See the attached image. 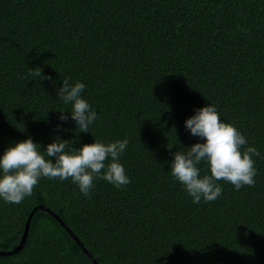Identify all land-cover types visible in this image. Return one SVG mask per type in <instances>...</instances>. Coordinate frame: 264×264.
<instances>
[{"label":"trees","instance_id":"obj_1","mask_svg":"<svg viewBox=\"0 0 264 264\" xmlns=\"http://www.w3.org/2000/svg\"><path fill=\"white\" fill-rule=\"evenodd\" d=\"M68 77L97 113L88 133L60 112L71 111L57 96ZM209 105L260 157L254 187L220 181L216 201L194 204L170 165L204 143L185 121ZM28 138L45 158L56 139L68 151L127 139L119 163L131 182L97 179L88 198L41 178L22 203L0 199V252L42 205L99 264H264V0H0V157ZM0 264L92 263L38 210L22 250Z\"/></svg>","mask_w":264,"mask_h":264},{"label":"clouds","instance_id":"obj_2","mask_svg":"<svg viewBox=\"0 0 264 264\" xmlns=\"http://www.w3.org/2000/svg\"><path fill=\"white\" fill-rule=\"evenodd\" d=\"M36 69L33 72L36 77L51 79L43 76L40 68ZM70 80L71 77L63 80L57 96L65 105L71 104V111L60 112H71V119L80 133H88L89 127L98 119L97 113L81 98L85 84L76 82L73 85ZM59 119L67 121L68 116L62 114ZM185 128L204 143L194 144L187 153L176 152L170 169L171 176L183 186L194 204L201 200L204 203L216 201L223 194L220 181L231 184L236 191L255 186L257 169L253 157H260V152L251 146L241 151L248 143L247 139L232 124L221 121L214 105L196 110L195 115L185 121ZM128 144L127 139L107 144L95 141L79 150L68 151L69 141L56 139L43 152L48 157L45 158L40 146L31 138L16 143L0 157V199L8 204L22 203L33 195L41 178L71 180L88 198L97 179L117 189L125 188L131 181L119 158ZM168 148L171 150L172 146L168 145ZM50 157H54L55 162ZM109 158L111 162H107ZM201 162H206L210 170V175L202 178L198 167Z\"/></svg>","mask_w":264,"mask_h":264},{"label":"water","instance_id":"obj_3","mask_svg":"<svg viewBox=\"0 0 264 264\" xmlns=\"http://www.w3.org/2000/svg\"><path fill=\"white\" fill-rule=\"evenodd\" d=\"M38 210H41V211H44L46 213H48L49 215H51L55 220H57L59 222V224L61 225V227L67 231V233L69 234V236L77 242V244L79 245V247L81 248V250L83 251V253L89 258L91 259V261L96 264V262L92 259V257L90 256V254L88 253V251L85 249V247L77 240L76 236L72 233V231L70 229H68V227L59 219V217L54 214V212H52L50 209H48L47 207L45 206H37L35 208H33L31 210V212L29 213L28 217H27V220H26V223H25V226H24V231H23V234H22V237H21V240L18 244L17 247H15L13 250L9 251V252H0V255H3V256H9V255H12V254H16L18 253L20 250H22V248L24 247L25 243H26V239H27V236H28V232H29V227H30V222H31V219H32V216L34 215V213Z\"/></svg>","mask_w":264,"mask_h":264},{"label":"rangeland","instance_id":"obj_4","mask_svg":"<svg viewBox=\"0 0 264 264\" xmlns=\"http://www.w3.org/2000/svg\"><path fill=\"white\" fill-rule=\"evenodd\" d=\"M89 253V252H88ZM90 254V253H89ZM90 256L92 257V259L96 262V264H99L94 258H93V256L90 254ZM87 257V256H86ZM88 258V257H87ZM89 259V258H88ZM89 261L92 263V264H94L92 261H91V259H89Z\"/></svg>","mask_w":264,"mask_h":264}]
</instances>
